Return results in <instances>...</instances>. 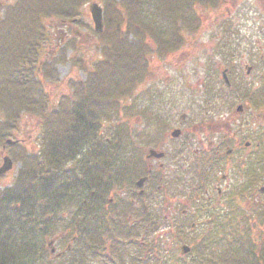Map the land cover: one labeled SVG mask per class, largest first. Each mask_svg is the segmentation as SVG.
I'll list each match as a JSON object with an SVG mask.
<instances>
[{
	"label": "trees",
	"instance_id": "1",
	"mask_svg": "<svg viewBox=\"0 0 264 264\" xmlns=\"http://www.w3.org/2000/svg\"><path fill=\"white\" fill-rule=\"evenodd\" d=\"M88 1L13 0L4 5L0 0V147L13 151L21 163L12 185L0 189V264H94L105 245L104 235L115 245L121 238L129 241L128 225L119 223L109 231L95 222L94 206L113 187L145 173L143 155L139 142L128 141L124 123L116 125L109 138L101 131L118 117L132 116L128 96L147 74L150 49L144 36L152 37L160 52L170 48L161 36L164 27L156 29L158 11L157 19H143L141 0H97L104 29L96 33L95 45L102 52L96 71L82 80L66 79V91L54 100L47 85L56 78L55 68L41 56L49 38L44 20L80 24L79 9ZM163 19L170 20L167 14ZM169 32H174L172 25ZM24 114L39 119L31 151L18 142L6 144L18 141L14 133ZM131 212L146 223L147 234L156 230L150 213ZM252 235L247 227L219 247L209 237L192 252L200 255V264H264V234L258 248L252 246ZM55 237L60 250L70 245L59 257L47 248ZM153 248L148 258L134 262L171 264L157 253L159 244Z\"/></svg>",
	"mask_w": 264,
	"mask_h": 264
},
{
	"label": "flooded vegetation",
	"instance_id": "2",
	"mask_svg": "<svg viewBox=\"0 0 264 264\" xmlns=\"http://www.w3.org/2000/svg\"><path fill=\"white\" fill-rule=\"evenodd\" d=\"M229 3L237 15L242 8L264 9V0H221L226 7ZM261 20L253 19L250 25L248 21L243 26L241 20L225 19L220 28L223 35L216 38L215 48L210 47L209 56L204 58L209 59L211 69L195 82L203 80V94L191 96L188 86L186 94L176 100L184 104L182 112L155 114L156 121L148 125L142 137V187L119 193V198L133 207L131 210L140 209L141 214L154 213L151 206L159 207L167 216L165 225L184 232V236L193 234V245L210 235L224 241L229 232L242 233L246 226L264 232V19ZM241 34V40L246 41L244 47L231 49L229 40ZM252 39L261 41L252 43L258 47H250L248 41ZM181 166L187 169L177 171ZM167 167L175 168L172 175ZM114 199L107 198L108 202L99 209L103 216L100 219L114 221L110 204L120 210L123 202ZM105 226L110 228L111 224ZM105 252L101 256L109 261V244Z\"/></svg>",
	"mask_w": 264,
	"mask_h": 264
},
{
	"label": "rangeland",
	"instance_id": "3",
	"mask_svg": "<svg viewBox=\"0 0 264 264\" xmlns=\"http://www.w3.org/2000/svg\"><path fill=\"white\" fill-rule=\"evenodd\" d=\"M12 1L13 0H3V3L7 5ZM231 4L232 3H229L226 7L225 5H221L220 0L216 7L213 5L200 8L189 1L188 7H185L183 2H181L180 6L182 7L180 8H167L166 5L164 7L162 6L160 0H141V7L144 11L143 19H157V11L159 10L164 12V16L165 13L169 14L172 24L170 20L162 24L160 22V19H162L161 16L158 17L159 21L155 24L156 29L164 27V32L161 33V36L166 38V40H164V46L170 49H166L168 56H156V58H161L159 60L151 58L153 55L151 51L146 54L147 58L145 65L148 68V75L145 76V81L143 80L141 81L142 83H137L135 86L136 88L133 89L131 95L128 96L130 99H128L127 104H130L128 107H132V116L130 118L118 117L112 123L105 124V127H103L101 131L104 137L109 138V133H112L115 126L124 123L123 127L129 133L128 141H132L135 145H138L139 142L141 147H145V145L143 146L145 143L142 141L141 135L147 131L148 125H152L156 121L155 114L170 111L177 115L182 112L184 104H177L178 102H176V100L179 96L186 94L188 86L191 87L189 93L191 96L200 97V95L203 94V80L199 83L195 82L197 77H202L206 69L208 72L211 69L209 59L204 61V58L207 55L209 56L210 47L215 48L216 38L223 35L220 28H222L225 19L241 20L243 26L248 21L250 25L253 19H260V22H262L261 19H264L263 8L258 9L254 6L249 11L242 8L239 9L240 15H237L238 13H236V11L234 12L235 8H233ZM87 5L88 3L79 9L81 12L79 16L80 24L70 21H67L65 24L59 19L45 18L44 20L49 38L46 42H43L44 46L41 56L44 59L50 60L52 62L51 65L55 68L56 78L47 85L54 100H56L59 94L66 91V79L73 77L82 80L86 78L89 72L96 71L95 64L99 56L102 55V52H100L95 45V43L98 42V37L93 34V24L90 19ZM1 13L2 11L0 15ZM178 16V19L174 18ZM63 23L65 24L64 26L62 25ZM155 24H153V26H155ZM171 25L174 31L173 33L169 32V27H171ZM125 27L126 26H123V29H125ZM234 29L236 28H233V30ZM243 36L244 34H241L240 37H238L240 40L238 38L230 39L229 47L231 49L244 47L243 44L246 43V41L241 40ZM144 37L146 40L143 43L147 45L149 49L154 48L155 45L153 44L152 37ZM179 37L181 39H179ZM237 40H239V44H236ZM259 42L261 43V41ZM259 42L255 39L248 41L250 47H258L252 45V43ZM69 45H72V47ZM180 48H183V50L180 51ZM159 94L165 97H161L158 100ZM143 95L146 96L142 98ZM19 125L20 127L14 133V136L23 140V145L28 151L33 150L40 129L38 116L24 114ZM151 134L154 135V130H152ZM9 153L11 155L14 154L13 151L7 149L4 155L11 156ZM13 166V170L10 174L0 179V188L8 186L17 176V170H19L17 162L15 163V161H13ZM182 167L184 166L178 167L177 171H180ZM167 169L170 171L169 175H172L175 171L173 167H167ZM183 169L185 170L187 168L184 167ZM186 172L188 173V171ZM119 187H121V189ZM131 188H133V185L129 184L116 186L114 191L126 192V190ZM112 197H115V201L121 199L117 195ZM171 197L173 196L171 195ZM163 223L166 224V221L160 223V225ZM167 228L172 230V232L168 234L165 233ZM177 234L178 231L173 230L172 226H160L154 232L145 234L147 235L146 239L144 236L142 237V239L145 240L146 248L143 247L142 249L135 247L131 249L130 247L132 245L129 244V253L131 256L135 254L138 257L144 256L145 259L150 250L154 251L153 245L159 244L160 248L162 247L163 249L161 252L158 251L157 253H159L162 258L166 257L167 259L168 256L177 257L180 247L183 244L190 245V241L194 237L193 234L188 236L181 235V239H178ZM140 235L141 233H138V239ZM64 247H62L61 250H63ZM59 250L60 248H57V251ZM166 254H168V256ZM96 259L98 261L100 259L106 260V257L98 256ZM174 259L177 260V258ZM115 263L139 264V262H134V260L130 259L129 256H114V261L109 264ZM96 264L103 263H98L96 261Z\"/></svg>",
	"mask_w": 264,
	"mask_h": 264
},
{
	"label": "water",
	"instance_id": "4",
	"mask_svg": "<svg viewBox=\"0 0 264 264\" xmlns=\"http://www.w3.org/2000/svg\"><path fill=\"white\" fill-rule=\"evenodd\" d=\"M89 10H90L91 19L94 25V29L98 32L102 31V11L100 7L97 4L93 3L89 6ZM11 168H12L11 160L8 157H4L3 163L0 167V175L5 174ZM140 184L141 182L138 183V185ZM182 250H183V253H186L188 251V248L183 247Z\"/></svg>",
	"mask_w": 264,
	"mask_h": 264
}]
</instances>
